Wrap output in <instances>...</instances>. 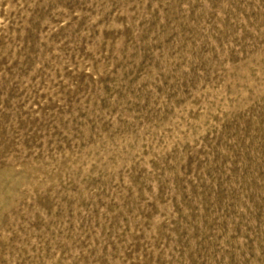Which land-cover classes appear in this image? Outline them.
I'll use <instances>...</instances> for the list:
<instances>
[{
  "label": "rangeland",
  "instance_id": "1",
  "mask_svg": "<svg viewBox=\"0 0 264 264\" xmlns=\"http://www.w3.org/2000/svg\"><path fill=\"white\" fill-rule=\"evenodd\" d=\"M0 264H264V0H0Z\"/></svg>",
  "mask_w": 264,
  "mask_h": 264
}]
</instances>
